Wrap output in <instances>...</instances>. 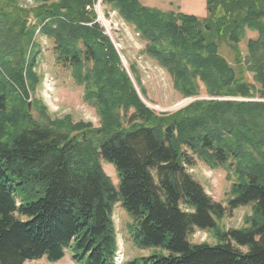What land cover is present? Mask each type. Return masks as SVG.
<instances>
[{
    "label": "trees",
    "instance_id": "16d2710c",
    "mask_svg": "<svg viewBox=\"0 0 264 264\" xmlns=\"http://www.w3.org/2000/svg\"><path fill=\"white\" fill-rule=\"evenodd\" d=\"M94 1L19 7L0 0V264L57 262L66 251L77 262L113 264L118 203L130 239L151 251L124 264H264V0H206L203 22L139 0H103L182 97H197L200 83L207 97L249 100L197 101L163 117L140 101L112 44L92 25ZM246 31L256 38L241 54ZM39 37L83 88L98 129L53 120L35 99ZM222 45L233 62L220 55ZM193 157L228 171L226 206L187 172ZM103 161L114 167L116 186ZM244 207L243 225L225 229L224 217ZM195 231L214 243H192Z\"/></svg>",
    "mask_w": 264,
    "mask_h": 264
},
{
    "label": "rangeland",
    "instance_id": "374dc122",
    "mask_svg": "<svg viewBox=\"0 0 264 264\" xmlns=\"http://www.w3.org/2000/svg\"><path fill=\"white\" fill-rule=\"evenodd\" d=\"M19 7H29L32 0H16ZM56 1V0H55ZM96 1V2H95ZM91 11L94 16L92 23L96 24L101 33L109 37L113 44L121 67L130 79L133 88L139 96L140 101L158 117L170 116L197 101H249L241 98H212L207 97L206 89L202 84H198L197 97H182L174 88L170 76L165 70L160 68L156 62L148 56L142 54L145 43L134 33L120 17L118 10L112 8L103 0H95ZM142 6L156 8L160 11L182 13L198 18L203 22L208 17L206 0H139ZM256 38V34L246 31L243 41L239 45L241 54H245V45L248 39ZM41 45V55L37 66V73L41 76L35 99H39L46 108L47 113L55 118L53 120H64L69 118L74 124L88 123L93 129L100 127L99 118L94 107L83 101V88L76 85L70 70L57 66L52 51L51 43L43 37H39ZM220 55L229 63L233 62L232 51L222 45L219 49ZM136 75V76H135ZM135 78L139 81L136 83ZM246 79L251 81V76L246 74ZM141 89V93H140ZM137 90V91H136ZM138 92V93H137ZM26 99L28 112H31L32 95ZM143 94V95H142ZM253 102L257 100H252ZM264 102V101H259ZM29 106V107H28ZM37 115L36 112H33ZM170 127V126H168ZM167 127V128H168ZM166 128V129H167ZM171 128V127H170ZM82 162L83 159L81 158ZM192 167H188L187 172L204 189L206 194L222 206H226L229 199V188L231 181L229 173L224 168L210 169L203 162L193 157ZM104 173L110 178L114 186L118 183V177L111 164L101 162ZM250 214V208L244 207L232 211L222 220L225 229L240 228L243 217ZM112 219L116 232V246L123 251L125 259H139L146 256L151 251L139 249L127 234L126 226L130 222L128 214L122 210L118 203L114 208ZM192 243H214L208 233L195 231L191 235ZM71 253H66L63 259L57 262H49L45 258L35 261H25L23 264H85V260L75 261ZM139 264H141L139 260Z\"/></svg>",
    "mask_w": 264,
    "mask_h": 264
},
{
    "label": "water",
    "instance_id": "95a60500",
    "mask_svg": "<svg viewBox=\"0 0 264 264\" xmlns=\"http://www.w3.org/2000/svg\"><path fill=\"white\" fill-rule=\"evenodd\" d=\"M29 107V106H28ZM166 133L167 134H170L171 133V128L170 127H168L167 129H166Z\"/></svg>",
    "mask_w": 264,
    "mask_h": 264
}]
</instances>
